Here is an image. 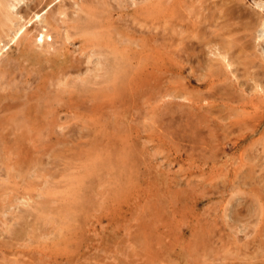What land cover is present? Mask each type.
I'll return each instance as SVG.
<instances>
[{"label": "rangeland", "instance_id": "rangeland-1", "mask_svg": "<svg viewBox=\"0 0 264 264\" xmlns=\"http://www.w3.org/2000/svg\"><path fill=\"white\" fill-rule=\"evenodd\" d=\"M35 1L28 5L21 4L18 11H30ZM105 1L107 4L101 12L106 17L103 20L106 19L104 23L108 28H100L95 35L103 33L108 40L110 32L121 48L118 32L127 28L129 33L142 30L140 32L144 35L145 53L138 61L132 54L133 51L128 53L131 59H128L126 65L129 72H132L126 77L115 76L116 78L107 80L106 72L115 68L117 60L114 55L108 54L106 59L96 55L100 43H104L102 39L97 41L90 34H81L71 37L63 44L61 33L66 29L61 21L65 19L63 16H59L57 33L56 30L53 31L58 36L55 38L59 40L54 45L61 47L57 52L51 48L54 51L49 50L45 55L46 41L34 44V49H27L22 42L9 43V38L2 35L1 45L5 42L6 48L2 51V58L0 57V67L7 68L15 79L18 78V83L7 87L8 90H0V264H264V29L260 27L264 20V10H259L257 6V3H264V0H232L233 3L231 0ZM57 2L58 0L48 5H39L43 9L42 16ZM234 3L239 4L237 17L217 19L219 7L224 4L228 8ZM181 4L185 9H180ZM214 4L218 5V10H215L216 7L214 9ZM198 12L206 14L203 16L205 20H200L204 21V27L197 19ZM115 14L121 18L117 19ZM235 21L237 24L234 25ZM156 23L158 25L155 26ZM7 25L2 26L0 23V34L8 31L6 28L11 24ZM41 25L44 23L31 24L27 28L32 30L34 26ZM193 30L204 34V43H209L201 54L197 48L200 49L203 43H197L194 39L195 49L186 54L177 51L181 46L175 49L169 43L161 46L162 48L156 46L154 39H159V35L162 37L163 33H172L177 38L185 32L182 34L186 38L192 36ZM253 30H256L255 35ZM215 36L216 39L213 38ZM223 46L229 51V61L233 62L231 67H227V61L216 54L224 51ZM171 50H175L174 53ZM58 52L59 57L58 54L57 57L53 56ZM10 55H13L12 58ZM97 58L105 61L98 64ZM89 62H92L91 66ZM195 62H199L198 66ZM257 64L259 66L255 67ZM234 65L236 66L233 67ZM25 68L26 71L23 70ZM190 71H197L202 75L199 78L197 73ZM64 73L68 74L63 83L57 84ZM32 77L39 80H33ZM51 78L54 80H49ZM130 90H133L132 93ZM219 94L223 96L222 100ZM201 95L204 96V101ZM168 103L173 108L164 106ZM177 103L187 106L179 104L182 107L179 112L176 109ZM163 107L165 114L161 115L163 113L159 109L163 110ZM252 107L258 108L255 110ZM191 110L195 115L190 113ZM219 111L222 115H219ZM163 116H167L168 121ZM226 130L230 135L227 136ZM67 136L72 137V140L65 138ZM241 207L244 211L242 213Z\"/></svg>", "mask_w": 264, "mask_h": 264}, {"label": "bare ground", "instance_id": "bare-ground-1", "mask_svg": "<svg viewBox=\"0 0 264 264\" xmlns=\"http://www.w3.org/2000/svg\"><path fill=\"white\" fill-rule=\"evenodd\" d=\"M33 0H0V23H1V25L3 26V24H5V26H8L7 25V23H9V25L11 24V26H9V27H7L6 29L8 30V31H2V34H0V57L2 58V51L6 48L4 45H5V42H3L4 43V45L2 44L1 45V43H2V38L4 37V36H6V37H8L9 38V43H16V42H22L23 43V45H24V48H29V47H33L34 46V44H37V43H39V44H43L45 41L47 42V43H45V44H47L46 45V47H47V49L45 50L46 51V53H45V55L49 52V50H51V51H56V50H60V46H58L57 45V47L54 45V44H56V43H58L59 42V40H57V38H55L56 36H57V34H55V33H57V28L60 26V24H59V21H60V17L59 16H63L65 19H62L61 21L63 22V25H65L66 27V29H65V31H64V33H61L62 34V40H63V44H64V41H67V40H69L71 37H73V36H75V35H81V34H84V35H88V34H90V35H92V39H94V40H97V41H99V40H101L102 39V42H104V43H100V49H98V51L96 52V55L98 56V55H100L101 57H103V58H107V55L109 54V55H114L115 56V60H117L116 61V66H115V68H113L112 67V70H110V72H106L107 74H106V76H107V80L108 81H110L111 79H114V78H116L115 76H124V77H126V75L128 74V73H131L132 71H130L129 72V69H128V67H127V65H126V63L128 62V59H131V58H129V55H128V53L131 51H133L132 52V54L133 55H135V58L137 59V61L138 60H140V58H142V56L144 55V53H145V49H146V44L143 42V40H144V35H143V32H140V31H142V30H137L138 31V33H129V31H126V29H125V31H120V32H118V36H119V40H120V44H121V46H122V48L119 46V44H118V42H117V39L115 38V37H113V34L112 33H110L109 32V34L107 35V37H108V40H106L105 39V34H97V35H95L96 34V31L97 30H100V28H108L106 25H105V23H104V21H106V19H104L103 20V17H104V15H103V13L101 12V10H103L104 9V7L106 6V1L104 0H72L71 2L70 1H68V0H58V2L55 4V5H53L52 7H50V9L45 13V16H42V14H41V11L43 10L42 8H39V5H41L42 3H46V5H48V4H50V3H53L54 1H57V0H36L35 1V3H32L33 5L31 6V9H29L30 11H27V10H20V11H18V9H19V7L21 6V4H24V3H26L27 5H28V3L29 2H32ZM160 1V0H159ZM182 1V0H181ZM209 1V0H208ZM213 1V0H212ZM225 1V0H224ZM230 1V0H229ZM237 1H239V0H237ZM258 1V0H257ZM124 2V1H123ZM174 2V1H173ZM184 2V1H183ZM195 3H196V1H194ZM197 2H198V0H197ZM202 2V1H201ZM214 2V1H213ZM226 2V1H225ZM224 2V3H225ZM231 2H232V0H231ZM231 2H228L229 4H231ZM256 2V1H255ZM260 2V1H259ZM114 3V2H113ZM185 3V2H184ZM191 3H193V2H191ZM203 3V2H202ZM206 3V2H205ZM223 3V2H222ZM233 3V2H232ZM196 4H198V3H196ZM208 4V3H207ZM210 4H211V2H210ZM255 4V3H254ZM168 5V4H167ZM178 5V4H177ZM182 5V4H181ZM202 4H200V6H201ZM237 5H239V4H237ZM235 3L233 4V5H231V6H229L228 8L226 7V5H224L223 4V6L222 7H219V13H218V16H217V19H221V18H224V20H226V18H231V17H237L239 14H238V12H239V7L237 6ZM23 7H24V5H22ZM100 6V7H99ZM120 6V5H119ZM128 6H130V4L128 5ZM151 6V5H150ZM154 6V5H153ZM188 5L186 4V7H187ZM200 6H199V10H200ZM209 6V5H208ZM217 7H218V5H216ZM215 4H214V9H215ZM257 6L260 8L259 10H264V3L262 2V3H257ZM22 7V8H23ZM25 7H27L26 5H25ZM77 9H76V8ZM171 7V6H170ZM179 7H181L180 9H183L184 7H183V5L182 6H179ZM183 7V8H182ZM216 7V8H217ZM257 7V8H258ZM173 8V7H172ZM206 8V7H205ZM208 8V7H207ZM211 8V7H210ZM210 8L208 9L209 11H210ZM27 9V8H26ZM185 9V8H184ZM196 9H198V7L196 6ZM212 9V8H211ZM243 9V8H242ZM188 10V9H187ZM203 10V9H202ZM213 10V9H212ZM211 10V11H212ZM215 10H218V8L217 9H215ZM183 11H185V10H183ZM211 11H210V13H211ZM214 11V10H213ZM242 11V10H241ZM187 12H189V11H187ZM193 12V11H192ZM196 12V10H194V13ZM205 12V11H204ZM208 12V11H207ZM247 12V11H246ZM199 14H198V21H200L201 19H204L203 18V16L205 15L206 16V14L205 13H203V12H198ZM210 13H208V14H210ZM215 13V12H214ZM113 14V13H112ZM190 14V13H189ZM207 14V15H208ZM243 14V13H242ZM116 15V14H115ZM258 15V14H257ZM264 15V14H263ZM124 16H126L125 15V11H124ZM129 16V15H128ZM116 17H117V19H119V17L116 15ZM130 17V16H129ZM211 17V16H210ZM247 17V16H246ZM251 17V16H250ZM102 19V20H99V19ZM104 18H106V17H104ZM121 18V17H120ZM184 18V17H183ZM187 18H188V16H187ZM240 18V17H239ZM128 19V18H127ZM136 18H134V20H135ZM186 19V18H185ZM212 19V18H211ZM242 19V18H241ZM187 20V19H186ZM189 20V19H188ZM191 20V19H190ZM196 20V19H195ZM205 20V19H204ZM222 20V19H221ZM254 20V19H253ZM100 21V22H99ZM138 21V20H137ZM181 20H179V22H180ZM193 21V20H192ZM197 20H196V22H198ZM203 21V20H202ZM202 21H200V22H202ZM206 21H208V20H206ZM215 21V23L217 22L216 20H214ZM213 21V22H214ZM234 21V20H233ZM232 21V22H233ZM242 21V20H241ZM249 21H251V20H249ZM257 21H258V19H257ZM44 23V25H41V26H39V27H37V26H34V28H32V30H29L27 27H28V25H31V24H35V23ZM118 22H119V20H118ZM167 23H168V21H166ZM204 22V21H203ZM203 22L201 23L202 24V26L204 27L205 25H203ZM236 22V21H235ZM254 22V21H253ZM61 23V22H60ZM135 23V22H134ZM162 23V22H161ZM171 23V22H170ZM169 23V24H170ZM183 23V22H182ZM188 23H189V21H188ZM199 23V22H198ZM205 23H207V22H205ZM12 24H14L13 26H12ZM69 24H70V26H69ZM122 24V23H121ZM127 24V23H126ZM130 24V23H129ZM145 24V23H144ZM190 24H192V23H190ZM235 24H237V22L236 23H234V25ZM257 24V23H256ZM62 25V26H63ZM109 25H110V23H109ZM112 25V24H111ZM149 25V24H148ZM156 25H158L157 23L155 24V26ZM173 25H176L175 23H173ZM200 25V24H199ZM249 25V24H248ZM261 25L262 26H260L262 29H264V20H263V22L261 23ZM1 26V27H2ZM183 26V25H182ZM181 26V27H182ZM187 26V25H186ZM185 26V27H186ZM194 26H196V25H194ZM213 26V25H212ZM219 26H221V25H219ZM141 27V26H140ZM140 27L138 28V29H140ZM149 27V26H148ZM170 27V26H169ZM180 27V29H183V28H181ZM184 27V26H183ZM216 27V26H215ZM236 27H237V25H236ZM252 27V26H251ZM258 27V26H257ZM122 28V27H121ZM153 28H155V27H153ZM172 30H173V28L172 27H170ZM202 28V27H201ZM221 28V27H220ZM225 28V27H224ZM231 28V27H230ZM229 28V29H230ZM238 28V27H237ZM256 28V27H255ZM59 29H61V28H59ZM189 29V28H188ZM194 29V28H193ZM204 29H206V28H204ZM243 29V28H242ZM260 29V28H259ZM56 30V32L54 33L53 31H55ZM170 30V29H169ZM168 30V31H169ZM177 30H179V29H177ZM207 30V29H206ZM247 30V29H246ZM104 31V30H103ZM131 31V30H130ZM148 31H150V30H148ZM161 32L163 31V29H161L160 30ZM179 31H181V30H179ZM183 31H186V30H183ZM227 30H225V32H226ZM252 31V30H251ZM254 31V30H253ZM256 31V30H255ZM255 31H254V35H255ZM260 31V30H259ZM100 32V31H99ZM102 32V31H101ZM151 32V31H150ZM171 32V31H170ZM174 32V31H173ZM177 31L175 30V33H176ZM201 32V31H200ZM204 32V31H203ZM222 32H224V31H222ZM235 32V31H234ZM247 32V31H246ZM264 32V31H263ZM148 33V32H147ZM183 33V32H182ZM181 33V35L179 36V37H177V38H174L173 37V35H172V33H163L162 34V37L159 35V39H154L156 42V46H158V48H160L161 46H166L167 45V43H169V46H171L172 48H174L175 49V47H179V46H181V48L180 49H176L179 53H181V52H184L185 54L187 53V51H190V50H193V48L195 47V45H194V47H193V43L196 41L197 43H203V45H201V48L199 49V48H197V51L199 52V54H201V53H203V51H205V50H203V48L207 45V44H209V43H204V40H205V38H204V34H202L201 35V33H199V32H197V31H195V30H193L192 31V36L190 37H186L185 38V36L186 35H183ZM208 33V32H207ZM231 33V32H230ZM241 33V32H240ZM239 33V34H240ZM152 34H154V33H152ZM157 34V33H156ZM188 34V33H187ZM209 34V33H208ZM211 34V33H210ZM235 34H237V33H235ZM257 34V33H256ZM260 34H261V32H260ZM2 35H4L3 37H2ZM54 35V36H53ZM60 35V34H59ZM175 35V34H174ZM250 35H251V33H250ZM178 36V35H177ZM238 36V35H237ZM262 36V35H261ZM5 37V38H6ZM58 37V36H57ZM94 37V38H93ZM160 37H161V39H160ZM246 37V36H245ZM155 38V37H154ZM157 38H158V36H157ZM212 38V37H211ZM213 38H215L216 39V36L215 37H213ZM262 38V37H261ZM90 39V38H89ZM193 39L195 40L194 42H193ZM254 39V38H253ZM256 39H258V37H256ZM8 40V39H7ZM115 40V41H114ZM154 40H152V41H154ZM207 40V39H206ZM213 40V39H212ZM261 40V39H260ZM263 40V39H262ZM250 41V40H249ZM259 41V40H258ZM264 41V40H263ZM22 43H21V45H22ZM67 43V42H66ZM96 43V42H95ZM154 43V42H153ZM220 43V42H219ZM241 43V42H240ZM261 43H262V41H261ZM94 44V43H93ZM182 44H183V46H182ZM213 44V43H212ZM222 44V43H221ZM233 44V43H232ZM264 44V43H263ZM22 45V46H23ZM60 45V44H59ZM133 45H136V46H133ZM199 45V44H198ZM215 45H216V43H215ZM218 45V44H217ZM216 45V46H217ZM259 45V44H258ZM261 45V44H260ZM39 46V45H38ZM42 46V45H41ZM41 46H39V47H41ZM70 46V45H69ZM148 46V45H147ZM200 46V45H199ZM233 46H235V45H233ZM232 46V47H233ZM94 47V46H93ZM137 47V48H136ZM209 47V46H208ZM212 47H215V46H213L212 45ZM243 47V46H242ZM241 47V48H242ZM246 47V46H245ZM10 48V47H9ZM17 48V47H16ZM45 47H44V45H43V49H44ZM51 48H53L54 50H52ZM90 48H92V46L90 47ZM95 48V47H94ZM156 48V47H155ZM162 48V47H161ZM164 48V47H163ZM222 48H224L223 50L224 51H215V52H217L216 54H217V56H220L223 60H226L227 61V67L228 66H232V61H229V60H231L230 58L231 57H229L230 55H229V51H228V49H225V46H223ZM15 49V48H14ZM14 49H12V50H14ZM33 49H34V47H33ZM36 49V48H35ZM96 49V48H95ZM167 49V48H166ZM171 49V48H170ZM170 49H168V50H170ZM195 49V48H194ZM209 49V48H208ZM213 50H214V48H212ZM216 49V48H215ZM221 48H219V50H220ZM17 50V49H16ZM24 50V49H23ZM37 50V49H36ZM42 50V49H41ZM40 50V52L42 53V51ZM89 50V49H88ZM129 50V51H128ZM148 50V49H147ZM151 50V49H150ZM207 50V49H206ZM217 50V49H216ZM239 50V49H238ZM257 50V49H256ZM262 50V49H261ZM9 51V50H8ZM7 51V52H8ZM21 51V50H20ZM27 51V50H26ZM66 51V50H65ZM93 51V50H92ZM172 52L171 53H174V51L173 50H171ZM210 51H211V49H210ZM236 51V50H235ZM244 51V50H243ZM263 51V50H262ZM33 51H31V53H32ZM57 52V51H56ZM68 52H69V49H68ZM153 52V51H152ZM163 52V51H162ZM177 52V53H178ZM206 52H208V50L206 51ZM213 52V51H212ZM233 52V51H232ZM247 52V51H246ZM246 52H244V54L246 53ZM250 52V51H249ZM4 53V52H3ZM14 54H15V52H13ZM20 53V52H19ZM26 53V52H25ZM30 53V54H31ZM55 53V52H54ZM53 53V54H54ZM67 53V52H66ZM77 53V52H76ZM76 53H74V55H76ZM82 53V52H81ZM155 53V52H154ZM166 53V52H165ZM170 53V52H169ZM191 53V52H190ZM7 54H10V53H7ZM22 54V53H21ZM33 54V53H32ZM36 54V53H35ZM37 54H39V53H37ZM52 54V55H53ZM57 54H58V57H59V52L58 53H56L55 55H53V56H56L57 57ZM90 54V53H89ZM92 54H95V53H92ZM92 54H91V56H92ZM156 54V53H155ZM164 54V53H163ZM175 54H176V52H175ZM196 54H197V52H196ZM213 54V53H212ZM235 54H236V52H235ZM240 54V53H239ZM248 54V53H247ZM257 54H258V52H257ZM17 55V54H16ZM15 55V56H16ZM27 55V54H26ZM167 55V54H166ZM194 55V54H193ZM203 55V54H202ZM204 55H206V53L204 54ZM211 55V54H210ZM214 55H215V53H214ZM11 56V55H10ZM13 56V55H12ZM12 56H11V58H12ZM25 56V55H24ZM29 56V55H28ZM31 56V55H30ZM37 56V55H36ZM42 56V55H41ZM49 56V55H48ZM73 56V55H72ZM82 56H83V54H82ZM90 56V55H89ZM179 56V55H178ZM231 56H233V54L231 55ZM237 56V55H236ZM22 57H23V55H22ZM27 57V56H26ZM31 57H33V56H31ZM99 57V56H98ZM184 57V56H183ZM199 57V56H198ZM206 57H207V55H206ZM238 57H239V55H238ZM253 57V56H252ZM5 58V57H4ZM39 58V57H38ZM43 58V57H42ZM49 58V60H50V57H48ZM61 58V57H60ZM71 58H73V57H71ZM82 58V57H81ZM177 58V57H176ZM179 58V57H178ZM196 58V57H195ZM202 58V57H201ZM213 58V57H212ZM217 58V57H216ZM256 58V57H255ZM257 58H258V55H257ZM256 58V59H257ZM32 59H34V58H32ZM41 58H39V60H40ZM53 59V57L51 58V60ZM74 59V58H73ZM72 59V61H74ZM93 59H94V57H93ZM98 59V64H102L104 61H105V59H104V61L101 59H99V58H97ZM188 60L190 59V56H188V58H187ZM208 59V58H207ZM240 59V58H239ZM27 60V59H26ZM87 60V59H86ZM85 60V61H86ZM213 60H214V58H213ZM235 60L236 61H238L237 60V58H235ZM263 60V59H262ZM1 61V60H0ZM34 61H35V59H34ZM42 61V60H41ZM53 61V60H52ZM79 61V60H78ZM159 61V60H158ZM175 61V60H174ZM184 61V60H183ZM198 61V60H197ZM203 61H205V60H203ZM242 61V60H241ZM9 62V61H8ZM17 62H18V60H17ZM57 62V61H56ZM76 62V61H75ZM202 62V61H201ZM219 62V61H218ZM217 62V63H218ZM2 63H4V62H2ZM12 63H14V62H12ZM19 63V62H18ZM33 63V62H32ZM32 63H31V65H32ZM38 63V62H37ZM39 63H40V61H39ZM43 63V62H42ZM85 63V62H84ZM92 63V62H91ZM91 63L89 62V64H90V66H91ZM134 63V62H133ZM196 63V62H195ZM194 63V64H195ZM197 63H199V62H197ZM196 63V64H197ZM204 63V62H203ZM207 63V62H206ZM205 63V64H206ZM225 63V62H224ZM240 63V62H239ZM250 63V62H249ZM263 63V62H262ZM1 64V63H0ZM5 64V63H4ZM25 64V63H24ZM23 64V65H24ZM51 64V63H50ZM57 64V63H56ZM201 64V63H200ZM259 65H261V63H258ZM256 65L255 67H257V66H259V65ZM10 64H8V66H9ZM12 65H15V64H12ZM19 65V64H18ZM28 65V64H27ZM26 65V66H27ZM41 65V64H40ZM58 65V64H57ZM56 65V66H57ZM84 65V64H83ZM202 65V64H201ZM204 65V64H203ZM208 65V64H207ZM206 65V66H207ZM237 65V64H236ZM236 65H234L233 67H235ZM239 65H241V64H239ZM245 65V64H244ZM250 65H252V64H250ZM249 65V66H250ZM2 66H3V64H2ZM88 66V65H87ZM89 66V67H90ZM197 66H198V64H197ZM216 66V65H215ZM247 66V65H246ZM248 66V67H249ZM253 66V65H252ZM19 67V66H18ZM42 67V66H41ZM47 67V66H46ZM52 67H54V66H52ZM86 67V66H85ZM190 67V66H189ZM211 67H213V66H211ZM237 67H238V65H237ZM254 67V66H253ZM39 68H40V66H39ZM91 68V67H90ZM148 68V67H147ZM181 68V67H180ZM195 68H196V66H195ZM199 68H201V67H199ZM199 68H197V69H199ZM220 67L218 66V69H219ZM223 68V67H222ZM9 69V68H8ZM38 69V68H37ZM89 69V68H88ZM92 69H94V68H92ZM96 69V68H95ZM186 69V68H185ZM188 69V68H187ZM192 69V68H191ZM207 69V68H206ZM226 69H228V68H226ZM236 69V68H235ZM243 69V68H242ZM249 70L250 69H252V68H248ZM247 69V70H248ZM257 69V68H256ZM10 70V69H9ZM16 70H17V66H16ZM24 71H26V68L25 69H23ZM44 70V69H43ZM52 70V69H51ZM50 70V71H51ZM83 70V69H82ZM195 70V69H194ZM202 70V69H201ZM225 69H223V71H224ZM240 70V69H239ZM18 71H19V68H18ZM23 71V72H24ZM49 71V70H48ZM157 71V70H156ZM161 71V70H160ZM159 71V72H160ZM219 71V70H218ZM221 71V70H220ZM231 71V70H230ZM246 71V70H245ZM255 71H257V70H255ZM17 72V71H16ZM87 72L88 73H90V70L88 71L87 70ZM95 72V71H94ZM155 72V71H154ZM162 72V71H161ZM163 72H165L164 70H163ZM191 73H195V71H190ZM217 72V71H216ZM222 72V71H221ZM228 72V71H227ZM233 72V71H232ZM237 72V71H236ZM240 72V71H239ZM260 72V71H259ZM19 73H20V71H19ZM41 73V72H40ZM86 73V72H85ZM134 73V72H133ZM172 73V72H171ZM193 73V74H194ZM196 73H197V75L199 76V78H200V75H202L201 73H198L197 71H196ZM195 73V74H196ZM223 73V72H222ZM241 73V72H240ZM245 73V72H244ZM60 74V73H59ZM67 74L68 73H64L62 76H61V78L60 79H58L57 81V84H62L63 82V79H65V77L67 76ZM75 74V73H74ZM179 74V73H178ZM188 74V73H187ZM229 74V73H228ZM235 74V73H234ZM233 74V75H234ZM248 74V73H247ZM253 74L255 75V73H254V70H253ZM25 75H26V73H25ZM38 75V74H37ZM36 75V76H37ZM142 75V74H141ZM146 75V74H145ZM157 75H158V73H157ZM215 75H216V73H215ZM240 75V74H239ZM27 76V75H26ZM59 76V75H58ZM175 76V75H174ZM182 76H184V75H182ZM188 76H190L189 74H188ZM197 76V77H198ZM222 76H224V74L222 75ZM151 77V76H150ZM159 77V76H158ZM170 77V76H169ZM173 77V76H172ZM181 77V76H180ZM16 77L14 76V75H12L10 72H8V70H7V68L5 69V67L3 68V69H1V67H0V90H6L7 89V87H9V86H13V84H15V82H17L18 83V81H17V79H15ZM37 78V77H36ZM36 78L34 79V77H32V79L33 80H36ZM38 78H40V75H39V77ZM37 78V79H38ZM168 78V77H167ZM166 78V79H167ZM31 79V78H30ZM79 79V78H78ZM161 79V78H160ZM169 79V78H168ZM182 79V78H181ZM239 79V78H238ZM249 79H250V76H249ZM253 79V78H252ZM39 80V79H38ZM49 80H52V78L51 79H49ZM54 80V79H53ZM52 80V81H53ZM155 80V79H154ZM174 80H175V78H174ZM184 80H185V78H184ZM188 80V79H187ZM262 80V79H261ZM75 81V80H74ZM161 81V80H160ZM173 81V80H172ZM222 81V80H221ZM241 81V80H240ZM263 81V80H262ZM21 82V81H20ZM38 82V81H37ZM140 82V81H139ZM152 82H153V80H152ZM152 82H150V84L152 83ZM185 82V81H184ZM189 82V81H188ZM257 82H259V81H257ZM264 82V81H263ZM35 83H36V81H35ZM53 83V82H52ZM52 83H51V85H52ZM128 83V82H127ZM131 83V82H130ZM138 83V82H137ZM174 83V82H173ZM190 83V82H189ZM23 83H21V85H22ZM32 84H34V81L32 82ZM147 84V83H146ZM159 84V83H158ZM239 84V83H238ZM259 84V83H258ZM257 84V85H258ZM262 84H264V83H262ZM20 85V86H21ZM53 85H54V83H53ZM53 85H52V87H53ZM130 85H132V84H130ZM182 85H183V83H182ZM190 85V84H189ZM222 85V84H221ZM253 85H255L254 84V82H253ZM261 85V84H260ZM15 86V85H14ZM57 86V85H56ZM133 86V85H132ZM191 86V85H190ZM212 86V85H211ZM211 86H209V88L211 87ZM214 86H215V84H214ZM214 86H212V87H214ZM17 87V86H16ZM26 87H28V85L26 86ZM131 86H129V88H130ZM136 87V86H135ZM183 87V86H182ZM189 87V86H188ZM223 87V86H222ZM45 88H47V87H45ZM125 88V87H124ZM144 89H146L145 87H143ZM149 88V87H148ZM216 88V87H215ZM217 88H219V87H217ZM16 89V88H15ZM32 89V88H31ZM62 89V88H61ZM60 89V90H61ZM139 89H142V88H140V86H139ZM138 89V90H139ZM190 90H191V88H189ZM201 89V88H200ZM204 89V88H203ZM206 89V88H205ZM214 89V88H213ZM255 89V88H254ZM261 89V88H260ZM8 90V89H7ZM11 90H13V89H11ZM26 90H28V89H26ZM30 90V89H29ZM35 90V89H34ZM153 90V89H152ZM182 90V89H181ZM207 90V89H206ZM229 90V89H228ZM258 90V89H257ZM257 90H255L256 92H257ZM15 91V90H14ZM131 91V90H130ZM133 91V90H132ZM132 91H131V93H132ZM141 91V90H140ZM210 91V90H209ZM25 92V91H24ZM154 92V91H153ZM202 92H204V90L202 91ZM215 92V91H214ZM227 92H229V91H227ZM264 92V91H263ZM21 93H23V92H21ZM39 93V92H38ZM63 93V92H62ZM61 93V94H62ZM66 93V92H65ZM145 93V92H144ZM147 93V92H146ZM145 93V94H146ZM208 93H210V92H208ZM17 94V93H16ZM148 94H149V92H148ZM153 94V93H152ZM172 94H173V92H172ZM63 95V94H62ZM65 95V94H64ZM175 95V94H174ZM184 95V94H183ZM186 95V94H185ZM210 95V94H209ZM220 95V94H219ZM40 96V95H39ZM138 96H140L139 94H138ZM137 96V97H138ZM173 96V95H172ZM201 96H203V95H201ZM220 96H222V95H220ZM46 97V96H45ZM53 97V96H52ZM142 97V96H141ZM145 97V96H144ZM158 97H159V95H158ZM161 97V96H160ZM159 97V98H160ZM177 97H179V95L177 96ZM197 97H199L198 95H197ZM212 97V96H211ZM210 97V98H211ZM264 97V96H263ZM36 98H37V96H36ZM42 98V97H41ZM61 98H63V99H65L64 97H61ZM183 98V97H182ZM207 100H208V98L207 97H205ZM213 98H215V97H213ZM212 98V100H214ZM218 98V97H217ZM221 98V97H220ZM35 99V98H34ZM157 99V98H156ZM184 99V98H183ZM223 99V96H222V98H221V100ZM225 99H228V98H225ZM231 99V98H230ZM260 99V98H259ZM28 100V99H27ZM42 100V99H41ZM43 100H45V101H47V99H45V98H43ZM51 99L49 98V101H50ZM261 100V102H262V99H260ZM48 101V102H49ZM136 101V100H135ZM188 101V100H187ZM203 101H204V96H203ZM202 101V102H203ZM227 101V100H226ZM259 101V100H258ZM1 102L2 101H0V104H1ZM39 102V101H38ZM38 102H36V103H38ZM116 102V101H115ZM205 102H206V100H205ZM205 102H203V103H205ZM234 102V101H233ZM49 103H51V102H49ZM66 103V102H65ZM77 103V102H76ZM88 103V102H87ZM141 103V102H140ZM203 103H202V105H203ZM207 103V102H206ZM31 104V103H30ZM74 104V103H73ZM135 104V103H134ZM136 104H137V101H136ZM178 104V103H177ZM180 104V103H179ZM179 104L177 105V106H175V108L176 109H178V111H179V109L181 110L182 109V107H179ZM188 104L190 105V103L188 102ZM195 104V103H194ZM213 104H214V101H213ZM2 105V104H1ZM16 105H18V104H16ZM15 105V106H16ZM28 105V104H27ZM32 105V104H31ZM45 105V104H44ZM59 105H61V104H59ZM66 105V104H65ZM133 105V104H132ZM180 105H184V103H182V104H180ZM212 105V104H211ZM220 105V104H219ZM222 105V104H221ZM55 106V105H54ZM89 106V105H88ZM91 106V105H90ZM126 106V105H125ZM129 106H130V104H129ZM129 106H127V108L129 107ZM164 106H171V105H169V103H168V105H164ZM185 107L187 106L186 104L184 105ZM191 106H192V104H191ZM224 106V105H223ZM262 106H263V103H262ZM40 107V106H39ZM46 107V106H45ZM52 107V106H51ZM70 107H72V106H70ZM83 107V106H82ZM172 108H173V105L171 106ZM211 107V106H210ZM218 107V106H217ZM17 108V107H16ZM22 108V107H21ZM25 108H26V106H25ZM44 108V107H43ZM46 108H49V107H46ZM160 108H162V107H160ZM170 108V107H169ZM202 108V107H201ZM208 108V107H207ZM206 108V109H207ZM211 108H216V107H211ZM222 108V106L221 107H219V109H221ZM252 108H255V110H256V108H258V107H252ZM41 109H42V107H41ZM156 109V108H155ZM159 109V108H158ZM157 109V111H162V113H163V111L165 110L164 109V107H163V110L162 109H159L158 110ZM175 109V110H176ZM184 109H186V108H184ZM195 109V107H193V110ZM205 109V110H206ZM209 109V108H208ZM219 109H216V110H219ZM231 109V108H230ZM233 109V108H232ZM5 110V109H4ZM24 110V109H23ZM46 110V109H45ZM48 110V109H47ZM70 110V109H69ZM197 110V109H196ZM209 110H211V109H209ZM234 110V109H233ZM237 111H238V109H236ZM83 111H86V110H83ZM88 111V110H87ZM138 111V110H137ZM168 111V110H167ZM187 111H188V109H187ZM195 111V110H194ZM235 111V110H234ZM234 111H232L233 113H234ZM236 111V112H237ZM24 112V111H23ZM38 112V111H37ZM50 112V111H49ZM48 112V113H49ZM89 112V111H88ZM114 112V111H113ZM112 112V113H113ZM125 112V111H124ZM127 112V111H126ZM129 112V111H128ZM127 112V113H128ZM179 112H181V111H179ZM186 112V111H185ZM185 112H182V114H184ZM193 111L191 110L190 111V113H192ZM223 112V111H222ZM3 113V112H2ZM51 113V112H50ZM85 113V112H84ZM92 113V112H91ZM91 113H89V114H91ZM107 113H109V112H107ZM154 113V112H153ZM169 113V112H168ZM215 113V112H214ZM224 113V112H223ZM239 113V112H238ZM241 113H242V111H241ZM17 114V113H16ZM23 114V113H22ZM52 114V113H51ZM165 113H163V114H161V115H164ZM186 114V113H185ZM184 114V115H185ZM193 114V113H192ZM196 114H197V112H196ZM225 114V113H224ZM240 114V113H239ZM11 116H12V114H10ZM110 115H111V113H110ZM134 115H135V113H134ZM134 115H133V117H134ZM166 115L167 116H169L167 113H166ZM188 115H189V113H188ZM193 115H195V114H193ZM199 115V114H198ZM219 115H222V114H220V111H219ZM241 115V114H240ZM128 117L130 116V115H127ZM126 116V117H127ZM136 116V115H135ZM167 116H165V117H167ZM225 116V115H224ZM44 117V116H43ZM59 117H60V115H59ZM73 117V116H72ZM110 117V116H109ZM113 116H111V118H112ZM125 117V118H126ZM161 117V116H160ZM164 116H163V118H165ZM177 117H179V116H177ZM186 117H187V115H186ZM208 117V116H207ZM223 117V116H222ZM14 118H15V116H14ZM110 118V120H112ZM120 118H122V116L120 117ZM119 118V119H120ZM162 118V117H161ZM170 118V117H169ZM194 118V117H193ZM196 118V117H195ZM200 118H202V117H200ZM209 118H211V117H209ZM226 118V117H225ZM46 119V118H45ZM49 119V118H48ZM52 119V118H51ZM79 119V118H78ZM104 119V118H103ZM124 119V118H123ZM129 119H131V118H129ZM128 119V120H129ZM155 119V118H154ZM183 119V118H182ZM202 119H204V118H202ZM223 119V118H222ZM233 119V118H232ZM24 120V119H23ZM23 120H21L22 122H23ZM29 120V119H28ZM58 120V119H57ZM106 120V119H105ZM125 120V119H124ZM127 120V121H128ZM133 120V119H132ZM136 120V119H135ZM157 120V119H156ZM160 120V119H159ZM163 120V119H162ZM167 121H168V117H167V119H166ZM170 120V119H169ZM199 120V119H198ZM213 120V119H212ZM226 120H227V118H226ZM50 121V120H49ZM56 121V120H55ZM140 121V120H139ZM158 121V120H157ZM166 121V122H167ZM192 121V120H191ZM51 122V121H50ZM53 122V121H52ZM71 122V121H70ZM131 122V121H130ZM186 122V121H185ZM203 121H201V123H202ZM208 122V121H207ZM212 122V121H211ZM227 122V121H226ZM20 123V122H19ZM47 123H49V122H47ZM122 123V122H121ZM129 123V122H128ZM245 123V122H244ZM71 124V123H70ZM78 124V123H77ZM84 124V123H83ZM85 124H86V121H85ZM91 124H94V123H92V121H91ZM137 124V123H136ZM166 124H168V123H166ZM173 124V123H172ZM175 124V123H174ZM219 124V123H218ZM242 124V123H241ZM2 125V124H1ZM19 125V124H18ZM45 125V124H44ZM51 125V124H50ZM104 125V124H103ZM107 125V124H106ZM204 125V124H203ZM223 125V124H222ZM233 126H234V124H232ZM244 125V124H243ZM243 125H241L242 127H243ZM5 126V125H4ZM23 126V125H22ZM49 126V125H48ZM52 126V125H51ZM62 126V125H61ZM69 126V125H68ZM76 126H78V125H76ZM128 126V125H127ZM172 126V125H171ZM186 126V125H185ZM228 126H230L229 125V123H228ZM227 126V127H228ZM238 126V125H237ZM237 126H236V128H237ZM88 127V126H87ZM168 127H169V125H168ZM200 127V126H199ZM215 127V126H214ZM221 127V126H220ZM6 128H8V127H6ZM49 128V127H48ZM62 128H64V127H62ZM75 128V127H74ZM79 128V127H78ZM208 128V127H207ZM235 128V129H236ZM9 129V128H8ZM15 129H16V127H15ZM14 129V130H15ZM60 129V128H59ZM72 129H73V127H72ZM85 129V128H84ZM111 129V128H110ZM118 129V128H117ZM171 129V128H170ZM178 129V128H177ZM184 129V128H183ZM189 129V128H188ZM217 129V128H216ZM47 130V129H46ZM61 130H63V129H61ZM77 131H78V129H76ZM75 130V131H76ZM127 130H129V129H127ZM161 130V129H160ZM237 130V129H236ZM5 131V130H4ZM58 131V130H57ZM64 131V130H63ZM76 131V132H77ZM163 131V130H162ZM204 131V130H203ZM202 131V132H203ZM218 131V130H217ZM227 131V130H226ZM233 131V130H232ZM56 132V131H55ZM80 132V131H79ZM104 132V131H103ZM115 132V131H114ZM180 132H182V131H180ZM199 132H201V131H199ZM206 132H208L207 130H206ZM215 132H216V130H215ZM15 133V132H14ZM21 133V132H20ZM30 133V132H29ZM47 133V132H46ZM162 133H164V132H162ZM210 133V132H209ZM209 133H208V138H209ZM220 133V132H219ZM227 136L228 135H230L229 134V131H227ZM242 133V132H241ZM38 134V133H37ZM41 134V133H40ZM53 134H55V133H53ZM123 134V133H122ZM223 134V133H222ZM222 134H218V135H222ZM226 134V133H225ZM237 134V133H236ZM16 135H17V133H16ZM31 135V134H30ZM58 135H59V133H58ZM78 135V134H77ZM121 135V134H120ZM165 135V134H164ZM179 136H180V134H178ZM177 135V136H178ZM205 135V134H204ZM211 135V134H210ZM224 135V134H223ZM62 136V135H61ZM60 136V137H61ZM110 136V135H109ZM182 136H184V135H182ZM212 136V135H211ZM12 137H14V135L12 136ZM32 137V136H31ZM42 137V136H41ZM44 137V136H43ZM47 137V136H46ZM55 137H56V135H55ZM98 137V136H97ZM108 137V136H107ZM122 137V136H121ZM171 137V136H170ZM16 138H19V137H16ZM65 138H68V140L70 139V140H72V137H65ZM103 138V137H102ZM118 138V137H117ZM116 138V139H117ZM177 138V137H176ZM230 138V137H229ZM234 138V137H233ZM10 139H11V137H10ZM13 139V138H12ZM26 139H29V138H26ZM76 139H77V137H76ZM75 139V140H76ZM180 139V138H179ZM30 140V139H29ZM35 140V139H34ZM74 140V141H75ZM110 140V139H109ZM218 140H219V138H218ZM222 140H224V139H222ZM227 140V139H226ZM240 140V139H239ZM264 140V139H263ZM90 141V140H89ZM220 141V140H219ZM35 142V141H34ZM37 142V141H36ZM43 142V141H42ZM112 142V141H111ZM212 142H214V141H212ZM218 142V141H217ZM222 142H225V141H222ZM237 142V141H236ZM58 143H60V142H58ZM72 143V142H71ZM178 143V142H177ZM189 143V142H188ZM209 143V142H208ZM228 143V142H227ZM226 143V144H227ZM233 143V142H232ZM3 144H4V142H3ZM6 144V143H5ZM10 144V143H9ZM8 144V145H9ZM54 144H56V143H54ZM66 144V143H65ZM22 145V144H21ZM30 145V144H29ZM37 145V144H36ZM60 145V144H59ZM58 145V146H59ZM64 145V144H63ZM191 145V144H190ZM199 145V144H198ZM1 146V145H0ZM27 146V145H26ZM52 146V145H51ZM57 146V145H56ZM65 146V145H64ZM67 146V145H66ZM212 146H214L213 144H212ZM36 147H38V145L36 146ZM193 147V146H192ZM50 148V147H49ZM53 149V148H52ZM30 150V149H29ZM49 150V149H48ZM54 150H56V149H54ZM187 150V149H186ZM188 150H190V149H188ZM191 150H193V149H191ZM195 150V149H194ZM9 151V150H8ZM44 152H47V151H45V150H43ZM53 151V150H52ZM114 151V150H113ZM2 152V151H1ZM11 152V151H10ZM18 152H20L19 150H18ZM16 153V152H15ZM37 153V152H36ZM212 153V152H211ZM9 154V153H8ZM12 154V153H11ZM17 154V153H16ZM213 154V153H212ZM29 155V154H28ZM27 155V156H28ZM37 155H39V153L37 154ZM41 155V154H40ZM212 156V155H211ZM48 157V156H47ZM9 157H7V159H8ZM13 158V157H12ZM11 158V159H12ZM28 158H30V157H28ZM96 158V157H95ZM99 158V157H98ZM129 158V157H128ZM133 158V157H132ZM3 159H5V157L3 156ZM36 160H37V158H36ZM52 160V159H51ZM94 160H96V159H94ZM101 159H99V161H100ZM5 161V160H4ZM31 161H32V159H31ZM117 161H119V159L117 160ZM129 161V160H128ZM260 161V160H259ZM6 162H7V160H6ZM111 162V161H110ZM126 162V161H125ZM130 162H131V160H130ZM8 163H9V161H8ZM50 163V162H49ZM34 164V163H33ZM51 164V163H50ZM9 165V164H8ZM29 165V164H28ZM56 165V164H55ZM58 165V164H57ZM85 165V164H84ZM102 165V164H101ZM25 166V165H24ZM37 166V165H36ZM52 166V165H51ZM13 167H14V165H13ZM12 167V168H13ZM18 167V166H17ZM26 167V166H25ZM28 167V166H27ZM11 168V167H10ZM250 168V167H249ZM117 169V168H116ZM7 170V169H6ZM81 171V170H80ZM15 172H17V170L15 171ZM20 172V171H19ZM26 172V171H25ZM28 172V171H27ZM110 172V171H109ZM29 173V172H28ZM63 173V172H62ZM87 173V172H86ZM117 173V172H116ZM32 174H34V173H32ZM88 174H89V172H88ZM15 175V174H14ZM47 176V175H46ZM121 176V175H120ZM65 177V176H64ZM0 178H1V176H0ZM4 178H6V177H4ZM3 178V179H4ZM51 178V177H50ZM60 178H61V176H60ZM66 178V177H65ZM120 178V177H119ZM7 179V178H6ZM115 179V178H114ZM67 180V179H66ZM120 180H121V178H120ZM1 181V180H0ZM14 182V181H13ZM58 182V181H57ZM59 183V182H58ZM44 184V183H43ZM93 185V184H92ZM243 185H244V183H243ZM73 186V185H72ZM246 186V185H245ZM244 186V187H245ZM9 187H10V185H9ZM56 187V186H55ZM77 188V187H76ZM240 188V187H239ZM6 189V188H5ZM3 190V189H2ZM8 190V189H7ZM41 190V189H40ZM241 191V190H240ZM239 191V192H240ZM242 192V191H241ZM47 193V192H46ZM43 194H45V193H43ZM235 194V193H234ZM236 194H237V192H236ZM239 194V193H238ZM22 196V195H21ZM34 196V195H33ZM236 196V195H235ZM239 196V195H238ZM246 196V195H245ZM258 196V195H257ZM35 197V196H34ZM115 197H116V195H115ZM240 197V196H239ZM29 198V197H28ZM112 198V197H111ZM235 198V197H234ZM233 198V199H234ZM251 198H252V196H251ZM261 198V197H260ZM252 199H254V198H252ZM264 199V198H263ZM24 200V199H23ZM259 200V199H258ZM21 201V200H20ZM19 201V202H20ZM250 201V200H249ZM251 201H253V200H251ZM263 201V200H262ZM22 202V201H21ZM27 202V201H26ZM41 202V201H40ZM241 202V201H240ZM247 202H248V200H247ZM259 202V201H258ZM250 203V202H249ZM252 203H254V202H252ZM256 203V202H255ZM264 203V202H263ZM262 203V204H263ZM36 204V203H35ZM16 205V204H15ZM37 205H38V203H37ZM243 205H244V203H243ZM252 205V204H251ZM246 206V205H245ZM264 206V205H263ZM152 207H153V205H152ZM166 207V206H165ZM169 207H170V205H169ZM185 207V206H184ZM247 207H249V206H247ZM148 208H150V207H148ZM154 208H156V207H154ZM153 208V209H154ZM242 208V207H241ZM193 209V208H192ZM234 209V208H233ZM245 209V208H244ZM249 209H250V207H249ZM253 209V208H252ZM256 209V211H257V207L255 208ZM168 210V209H167ZM174 210V209H173ZM173 210H172V213H173ZM177 210V209H176ZM248 210V209H247ZM159 211V210H158ZM234 211V210H233ZM242 211H243V208H242V210L240 209V212L242 213ZM251 211V210H250ZM164 212V211H163ZM162 212V213H163ZM244 212V211H243ZM247 212V211H246ZM246 212H245V214H246ZM249 212V211H248ZM247 212V213H248ZM171 213V215H173ZM186 213V212H185ZM236 213V212H235ZM254 213V212H253ZM178 214H179V212H178ZM182 214V213H181ZM184 214V213H183ZM227 214V213H226ZM251 214V213H250ZM260 214V213H259ZM50 215V214H49ZM180 215V214H179ZM236 215H238V214H236ZM235 215V216H236ZM13 216V215H12ZM148 216V215H147ZM185 216V215H184ZM224 216H226V215H224ZM239 216V215H238ZM48 217V216H47ZM173 217V216H172ZM176 217V216H175ZM227 217V216H226ZM245 217V216H244ZM186 218H187V216H186ZM153 219V218H152ZM155 219V218H154ZM179 219V218H178ZM237 219V218H236ZM49 220V219H48ZM174 220V219H173ZM182 220H183V217H182ZM200 219H198V221H199ZM235 220V219H234ZM148 221V220H147ZM176 221H177V219H176ZM179 221H181V219H179ZM236 221V220H235ZM241 221V220H240ZM257 221V220H256ZM60 222H61V220H60ZM175 222V221H174ZM192 222H194V220L192 221ZM202 222V221H201ZM204 222V221H203ZM151 223V222H150ZM164 223H165V221H164ZM176 223V222H175ZM178 223V222H177ZM205 223V222H204ZM247 223H248V221H247ZM253 223V222H252ZM251 223V224H252ZM255 224H257V222H255ZM254 224V225H255ZM161 225V224H160ZM167 225V224H166ZM249 225V224H248ZM17 227V226H16ZM163 228H164V226H162ZM171 227H172V225H171ZM182 227V226H181ZM184 227V226H183ZM251 227H253L252 225H251ZM256 227H257V225H256ZM192 229V228H191ZM235 229V228H234ZM253 229H254V227H253ZM158 230V229H157ZM195 230V229H194ZM211 230V229H210ZM212 231V230H211ZM211 231H209V232H211ZM218 231V230H217ZM234 231V230H233ZM141 232V231H140ZM197 232V231H196ZM215 232V231H214ZM169 233V232H168ZM179 233V232H178ZM218 233V232H217ZM141 234V233H140ZM139 234V235H140ZM171 234V233H170ZM186 234V233H185ZM194 234V233H193ZM209 234V233H208ZM212 234V233H211ZM247 234V233H246ZM249 234V233H248ZM146 235V234H145ZM158 235V234H157ZM177 235V234H176ZM200 235V234H199ZM250 235V234H249ZM159 236H161V235H159ZM178 236V235H177ZM184 236V235H183ZM221 236V235H220ZM246 236V235H245ZM143 237V236H142ZM173 237H175V236H173ZM199 237V236H198ZM219 237V236H218ZM222 237V236H221ZM224 237V236H223ZM150 239V238H149ZM207 239V238H206ZM241 239V238H240ZM140 240V239H139ZM143 240V239H142ZM142 240H141V242H142ZM189 240V239H188ZM210 240V239H209ZM183 241V240H182ZM194 241V240H193ZM205 241V240H204ZM138 242V241H137ZM137 242H136V245H137ZM227 241H225V243H226ZM237 242V241H236ZM143 243V242H142ZM153 243V242H152ZM151 243V244H152ZM186 243V242H185ZM220 243V242H219ZM223 243H224V241H223ZM245 243V242H244ZM135 244V243H134ZM139 244V243H138ZM150 244V243H149ZM188 244V243H187ZM187 244H186V246H187ZM215 244H217V243H215ZM133 245V244H132ZM156 244H154V246H155ZM158 245V244H157ZM184 245V244H183ZM236 245H237V243H236ZM236 245H234V246H236ZM141 246V245H140ZM148 246V245H147ZM208 246V245H207ZM136 247H139V246H136ZM168 247V246H167ZM216 247V246H215ZM244 248H246V246H243ZM249 247V246H248ZM141 248H143L142 246H141ZM145 248V247H144ZM158 248V247H157ZM156 248V249H157ZM164 248H166V247H164ZM174 248V247H173ZM177 248V247H176ZM185 248V247H184ZM197 248V247H196ZM242 248V247H241ZM162 249V248H161ZM204 249V248H203ZM243 249V248H242ZM139 250H140V247H139ZM160 250V249H159ZM174 250V249H173ZM218 250V249H217ZM141 251V250H140ZM183 251V250H182ZM136 252V251H135ZM152 252V251H151ZM161 252H163V250L161 251ZM197 252V251H196ZM152 256H154V254L152 255ZM158 256V255H157ZM155 257V256H154ZM153 257V258H154ZM152 261V260H151ZM145 262H146V260H145ZM182 263V262H181ZM142 264H143V262H142ZM149 264V263H148ZM152 264V263H151Z\"/></svg>", "mask_w": 264, "mask_h": 264}]
</instances>
